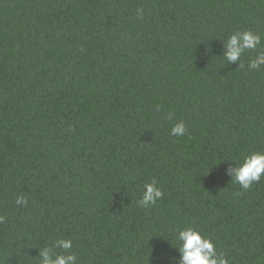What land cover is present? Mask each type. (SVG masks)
<instances>
[{
	"label": "trees",
	"instance_id": "16d2710c",
	"mask_svg": "<svg viewBox=\"0 0 264 264\" xmlns=\"http://www.w3.org/2000/svg\"><path fill=\"white\" fill-rule=\"evenodd\" d=\"M243 30L261 44L240 66L223 51ZM257 51L264 0H0V264L57 239L77 264H177L185 227L264 264V176L227 171L264 152Z\"/></svg>",
	"mask_w": 264,
	"mask_h": 264
},
{
	"label": "clouds",
	"instance_id": "9594fccd",
	"mask_svg": "<svg viewBox=\"0 0 264 264\" xmlns=\"http://www.w3.org/2000/svg\"><path fill=\"white\" fill-rule=\"evenodd\" d=\"M261 44V36L251 30H243L232 33L226 40L223 57L228 62H239L242 66L241 56L247 50H257ZM264 65V51H257L254 58L249 60V68L259 69ZM171 118V117H169ZM171 134L182 137L186 134V127L183 122H177L171 128ZM233 161L235 166L227 171L231 179L237 183L241 189L248 190L254 182L264 176V152L254 151L243 156L238 162ZM163 196L156 181H150L143 186L142 195L138 201L139 205L147 207L155 205ZM27 200L23 196L16 198L17 205H24ZM0 217V222L3 221ZM177 242L175 248L180 253L177 264H229V260L223 254H218L214 242L201 234L193 227L179 229L174 237ZM54 244L63 250L55 253L48 246L39 252V264H77V256L70 251L73 242L70 239H57ZM175 257H168L169 261Z\"/></svg>",
	"mask_w": 264,
	"mask_h": 264
}]
</instances>
